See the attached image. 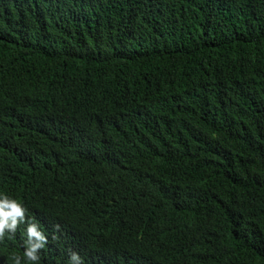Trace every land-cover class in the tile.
<instances>
[{
  "label": "trees",
  "instance_id": "trees-1",
  "mask_svg": "<svg viewBox=\"0 0 264 264\" xmlns=\"http://www.w3.org/2000/svg\"><path fill=\"white\" fill-rule=\"evenodd\" d=\"M5 198L0 264H264V0H0Z\"/></svg>",
  "mask_w": 264,
  "mask_h": 264
},
{
  "label": "clouds",
  "instance_id": "clouds-1",
  "mask_svg": "<svg viewBox=\"0 0 264 264\" xmlns=\"http://www.w3.org/2000/svg\"><path fill=\"white\" fill-rule=\"evenodd\" d=\"M25 215V210L15 201L8 200L7 198L0 200V238L4 236L5 229H10L15 231L17 227V218L23 221ZM11 221V223H9ZM28 241L31 242L33 238L39 243L32 244V246L27 250L26 256L29 260H36L37 249L43 247L44 236L37 231L35 225H30L27 229ZM71 260L80 264V258L73 253Z\"/></svg>",
  "mask_w": 264,
  "mask_h": 264
}]
</instances>
